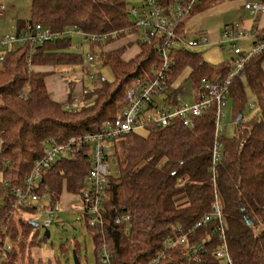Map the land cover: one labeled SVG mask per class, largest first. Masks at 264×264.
I'll return each instance as SVG.
<instances>
[{"label":"trees","instance_id":"1","mask_svg":"<svg viewBox=\"0 0 264 264\" xmlns=\"http://www.w3.org/2000/svg\"><path fill=\"white\" fill-rule=\"evenodd\" d=\"M248 1L264 4V0ZM164 2L170 6L174 0ZM208 3L209 0H199L182 21L178 33L181 37L186 36L185 22L193 14L209 8ZM129 5L127 0H32L31 17L17 22L18 33L36 24L54 32L74 29L76 33L71 36L78 35V31L89 34L124 31L132 26ZM126 36L122 32L119 40ZM111 43V39L93 43L90 51L104 66L111 68L115 80L101 79L87 93H84L86 83L82 75L85 52L71 51L72 37L36 45L31 70L27 63L29 44L6 51L5 62L0 64L1 264H18L27 249L24 238H31L30 243L37 238L34 221L17 214L33 215L36 207L12 210L15 202L12 190L24 188L35 161L43 156L46 141L66 143L72 137L100 133L103 124L116 117L117 107L124 104L125 93L135 79H152L155 67L163 63L156 45L150 46L135 38L119 48L106 49ZM133 47L138 48V53L127 60L124 56ZM171 61L169 82L179 86L190 81L199 87L203 78L218 81L233 69L231 64L211 65L196 51L185 48L174 49ZM263 62L264 53L253 57L245 64L242 75L232 82L228 97L235 104L237 127L232 138L221 136L223 158L216 167L212 158L216 138L214 109L194 119L192 128L181 122L164 128L149 126L123 135L113 143L111 157L118 162V176L109 177L103 228H92L87 220L94 237L97 264H101L100 250L104 244L112 255L111 264H151L176 229H191L212 212L217 200L233 263L264 264ZM79 68L82 74L75 75ZM186 70L190 74L179 84L178 79ZM51 76H60L66 81V102L51 98L47 83ZM246 87L256 97L258 115L248 123L237 122L246 104ZM78 97L82 98L79 107L66 110L65 106L76 104ZM90 151V146L85 145L61 156L44 175L38 193H52L59 202L66 190L81 195L85 202L88 191H84V185L90 182ZM122 214L130 216L127 227L116 223ZM244 215L252 225H247ZM217 224L213 220L196 230L182 249L205 244L207 253L202 264H221L214 257L218 247ZM20 237L19 249L4 250L7 239L17 241ZM182 249L169 252L159 264H187ZM30 258L35 264V259ZM39 263L42 264H36Z\"/></svg>","mask_w":264,"mask_h":264},{"label":"built area","instance_id":"2","mask_svg":"<svg viewBox=\"0 0 264 264\" xmlns=\"http://www.w3.org/2000/svg\"><path fill=\"white\" fill-rule=\"evenodd\" d=\"M199 0H174L173 4L168 6L164 0H137L129 5V17L132 26L124 31H113L104 34H89L78 31L81 37V44L78 50L85 52L86 45L96 42L106 43L110 39L116 41L122 32L127 36H133L147 45H156L158 54L162 59V65L156 69L154 77L137 78L125 93L124 104L119 105L116 117L103 124L102 131L96 134H85L80 137H72L66 143H59L54 139L47 140L43 149V156L36 160L30 175L27 177L24 188H14L12 195L15 197L12 210L25 209L40 201L41 196L38 193L40 184L44 175L54 167L61 156L72 152L80 146H90L91 151L88 154L91 160V170L88 176L91 187L88 190L87 200L83 202L84 213L89 225L92 228H103L104 225V205L108 198L109 190V159L113 153V143L118 141L123 135L133 131L143 130L149 126L164 128L175 122H181L185 127H194V119L200 118L210 109H214L215 114V143L213 146V165L216 167L223 158L224 144L221 136L225 127L221 121L224 117L222 109L226 105L229 90L233 80L241 76L245 64L262 53H264V29L253 30L250 34L240 32L236 29L225 31L223 39L225 43L234 47L233 51L238 58L231 73L218 81L211 82L203 78L198 90L192 93L193 102L185 100L186 89L183 86L174 85L169 82V75L172 72L171 55L174 49L185 48L195 51L196 48L207 44L205 35L195 39L185 41L181 37L179 28L182 21L192 12ZM136 5V6H134ZM245 8L257 16L264 14V4L259 1H247ZM6 16L5 5H0V20ZM254 31L256 34L254 35ZM76 33L74 29L66 28L64 31L54 32L48 27L36 24L27 30H18L15 34L6 35L0 38V64L6 59V51L15 46L23 47L26 44L31 46L27 57L29 70L32 67V57L35 54L36 45L48 42H56L63 38L71 37ZM126 36V37H127ZM243 37H255L253 48L250 52L244 53L236 47V43ZM179 47V48H178ZM85 63L90 65L95 61L93 53L85 52ZM83 68V77L85 83L95 85L94 76L89 72L88 67ZM30 88H28V91ZM88 89H84L87 93ZM82 103V98L76 99V104L65 106L66 110H76ZM1 145V144H0ZM49 199L50 205L44 207V211L52 217L56 211L57 200L52 193L45 194ZM44 195V196H45ZM41 210L36 208V211ZM218 221V247L214 257L221 264H234L229 253L226 240L225 221L217 200L212 207V212L205 215L195 225L189 229H176L174 236L165 240L161 252L154 257L151 264H159L164 260L167 254L176 249L186 247L192 234L208 225L211 221ZM117 224H123L125 227L130 225L129 215H120L116 219ZM51 225L48 219L43 227L48 230ZM102 234V231H99ZM5 251H13L14 248L6 240ZM207 253V246L199 244L192 248L182 249V257L187 264H202L203 258ZM112 255L108 246L104 244L100 250L101 264H111Z\"/></svg>","mask_w":264,"mask_h":264},{"label":"rangeland","instance_id":"3","mask_svg":"<svg viewBox=\"0 0 264 264\" xmlns=\"http://www.w3.org/2000/svg\"><path fill=\"white\" fill-rule=\"evenodd\" d=\"M31 1L32 0H0V5L3 4L6 7V16L0 20V38L6 35L15 34L18 30V21L30 19ZM247 1L248 0H209V8L193 14L185 22L184 33L186 36L184 40L189 41L195 39L200 37L202 32H204L208 43L196 48L195 51L211 65L221 66L231 64L234 67L238 55L234 53V47H232L231 44L224 42L223 34L225 31L232 28L246 34H250L253 30H258L256 24H258L260 15L257 16L256 14H251V12L245 8V3ZM255 34L256 32L254 31V35ZM71 37V51L79 53L78 46L79 43H81V38L78 35ZM255 40V37L240 38L236 43V47L242 52L248 53L252 50ZM120 41L121 39H118L112 41L111 44ZM124 42H126L125 44H128L126 39L122 41V43ZM85 50L86 53H91L90 44L86 45ZM94 57L96 58V61L90 65H86V67H88L89 72L94 75L97 85L100 84L101 79L113 82L115 76L111 68L104 66L96 56ZM81 74L82 69H77L75 75ZM189 74L190 70H186L178 79V83L182 84ZM58 80H60V82ZM58 80L56 77L51 76L48 78L47 83L54 98H60L59 96L63 94V99L61 98L63 102L64 99L67 100L68 91L66 84L63 82L64 80ZM183 85L184 84L180 86ZM85 87L90 89L92 88V85L86 83ZM183 87L186 89V94L184 96L185 100L193 102L194 98L191 97V94L196 92L198 87L190 81H187ZM245 91L247 99L243 111V122L248 123L258 115L259 107L257 105L256 97L252 94L249 87H246ZM222 112L224 117L222 118L221 124L225 127L222 137L232 138L237 125L235 122V104L230 97H228ZM109 164L110 175L112 177H117L118 162L116 158L111 157L109 159ZM90 187V182H85L84 191H88ZM83 200L84 199L81 195L71 194L64 190L59 202L56 204V211L52 217H49V215L43 210L44 207L50 205L49 199L46 195H42L40 201L33 204L36 208L41 209L36 211L35 214L24 215L23 212L17 213L18 216L22 218L30 219L39 223L36 240H33V242L30 243L31 238L23 237L24 240L26 239L25 242L27 249L22 253L18 264H33V261L30 258L31 256L35 259V264L38 262H41L42 264H49L51 262L50 264H53L56 261L60 264H75L73 253L76 251L78 257H80L81 264H97L94 237L88 227L84 213ZM48 219L51 221V225L48 227L50 237L44 239L45 228L43 225ZM19 240H22V238L20 237L17 241L9 239V244L14 249H19Z\"/></svg>","mask_w":264,"mask_h":264},{"label":"crops","instance_id":"4","mask_svg":"<svg viewBox=\"0 0 264 264\" xmlns=\"http://www.w3.org/2000/svg\"><path fill=\"white\" fill-rule=\"evenodd\" d=\"M137 0H127V2L130 4L131 2L134 4V2H136ZM134 6H136V5H134ZM256 26H257V28H259V29H263L264 28V14L263 15H260V17H259V19H258V24H256ZM203 34H205L204 32H202ZM81 38V37H80ZM127 40V42L129 43V42H131V41H134L135 40V38L133 37V36H127V37H125V38H122V40L120 41V42H116V43H113V44H109V45H106V49H112V48H119V47H121V46H123L126 42H124V43H122V41L123 40ZM80 42H81V40H80ZM79 44H81V43H79ZM119 44V45H118ZM119 46V47H118ZM138 53V48L137 47H133L132 49H130L126 54H125V58L127 59V60H129V59H131L132 57H134L136 54ZM54 77H56V79L58 80V79H62L60 76H54ZM59 82H60V80H58ZM65 84H66V87H67V90H68V86H67V83H66V81L64 80L63 81ZM198 86V85H197ZM80 88V87H79ZM49 92H50V90H49ZM50 96H51V98L53 99V100H55V101H58V102H60V103H63V102H66V100L64 99L63 100V102H62V100H61V98L63 97V94H61L59 97L60 98H54L53 97V95H52V93L50 92ZM56 97V96H55ZM191 97H192V94H191ZM63 99V98H62ZM0 264H1V262H0Z\"/></svg>","mask_w":264,"mask_h":264},{"label":"water","instance_id":"5","mask_svg":"<svg viewBox=\"0 0 264 264\" xmlns=\"http://www.w3.org/2000/svg\"><path fill=\"white\" fill-rule=\"evenodd\" d=\"M243 120V113H240L237 117V122H241ZM244 219L247 223V225H252V221L250 220V218L247 216V215H244ZM32 224L35 226V227H38L39 226V223L38 222H32ZM50 237V231L49 230H45L44 232V238L45 239H48ZM73 259H74V263L75 264H81L80 263V260L76 254V252L73 253Z\"/></svg>","mask_w":264,"mask_h":264}]
</instances>
